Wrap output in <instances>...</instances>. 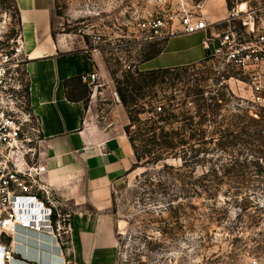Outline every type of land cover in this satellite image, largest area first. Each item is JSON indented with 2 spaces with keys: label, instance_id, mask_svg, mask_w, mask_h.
<instances>
[{
  "label": "rangeland",
  "instance_id": "rangeland-1",
  "mask_svg": "<svg viewBox=\"0 0 264 264\" xmlns=\"http://www.w3.org/2000/svg\"><path fill=\"white\" fill-rule=\"evenodd\" d=\"M205 1L161 0V12L176 10L181 2L203 9ZM241 1L251 6L264 4V0H226L228 9ZM54 4L55 35L75 48L90 46L100 33L105 39L130 42L135 36L133 8L157 6L150 0H54ZM19 31L15 0H0V54L10 51ZM149 47L128 43L102 52L104 65L96 85L101 98L107 103L121 102L117 81L138 69ZM124 64L131 68L125 69ZM218 70L211 59L177 68L162 82L159 78L143 89L137 105L131 107L125 131L135 139L139 156L127 181L113 192L110 211L121 224L117 264H264V187L261 176L251 175L256 170L253 163L264 159V104L254 103L248 86ZM201 88L216 110L203 125L198 113ZM158 106L179 115L178 120L161 121ZM137 110L144 111L138 114ZM182 116L194 119L192 129L186 130L223 132L224 137L219 132L207 144L210 151L199 156L202 161L195 173L198 177L216 170L213 198L196 197L191 191L186 198H176L182 160L172 156L161 160V139L158 145L151 140L152 133L145 134L150 129L181 130L185 128ZM168 201L172 212L166 209ZM0 264L19 263H7L0 256Z\"/></svg>",
  "mask_w": 264,
  "mask_h": 264
},
{
  "label": "crops",
  "instance_id": "crops-1",
  "mask_svg": "<svg viewBox=\"0 0 264 264\" xmlns=\"http://www.w3.org/2000/svg\"><path fill=\"white\" fill-rule=\"evenodd\" d=\"M27 54L26 73L32 109L43 121L47 172L44 180L71 212V234L62 250L41 234L19 230L12 242L19 264H117L121 224L111 213L114 188L127 181L135 161L125 127L130 118L117 100L107 103L101 92L82 81L102 76L101 54L75 48L55 35L54 0H15ZM209 21L227 14L226 0H206ZM205 32L178 33L162 51L138 65L141 71L184 67L206 61ZM98 79V80H99ZM264 187V173H263ZM15 241L19 243L16 246ZM26 246V247H25ZM31 249L35 252H28ZM45 253L49 262L38 256ZM36 253V254H34ZM26 261V262H25Z\"/></svg>",
  "mask_w": 264,
  "mask_h": 264
},
{
  "label": "built area",
  "instance_id": "built-area-1",
  "mask_svg": "<svg viewBox=\"0 0 264 264\" xmlns=\"http://www.w3.org/2000/svg\"><path fill=\"white\" fill-rule=\"evenodd\" d=\"M150 1L157 6L132 10L135 36L130 42L100 33L85 49L102 54L128 43L161 45L175 34L203 31V44L218 72L248 86L252 101L264 104V4L241 1L223 18L209 21L200 5L195 9L181 2L176 10L161 12V0ZM23 41L19 31L10 51L0 54V256L7 263L14 257L12 242L19 230L52 238L62 253L71 234L72 214L44 180L47 138L30 102ZM81 79L96 87L99 75Z\"/></svg>",
  "mask_w": 264,
  "mask_h": 264
},
{
  "label": "trees",
  "instance_id": "trees-1",
  "mask_svg": "<svg viewBox=\"0 0 264 264\" xmlns=\"http://www.w3.org/2000/svg\"><path fill=\"white\" fill-rule=\"evenodd\" d=\"M161 46V47H160ZM162 44H150L149 52L146 55V59L152 58L155 55L159 54L162 51ZM208 56L206 61L209 60ZM205 62V61H204ZM195 65V64H194ZM190 66V65H189ZM181 68H161V69H152L141 71L139 69L134 70L133 72L128 71L125 75V79L123 81H117V93L120 97L122 104L125 106L129 117L131 113V107L137 105V97L143 92V89L155 85L159 78H161V82L165 79L166 75L172 72L173 70ZM192 91V90H191ZM186 94V96H190V92ZM206 91L203 88L199 89L198 94L201 95L202 103L200 105L199 116H200V125H203L207 119L208 115H214V105L213 101L209 102L207 100L208 97L205 96ZM211 100L214 97H209ZM172 99V98H171ZM217 98H214V100ZM144 110H137V113L140 114ZM157 115L161 119V121H177L179 115L174 113L173 111H166V109L161 106V112H158ZM181 120L185 128L179 130H145V134L152 133L151 140H153L156 144H158L157 140L161 139V160L169 158L170 156L180 158L182 160L181 165L178 167V176L180 182V191L179 194L175 196L176 198L181 196L183 198L188 197V192L191 191L194 196H202L207 195L210 198L216 195V186L217 181L214 179L216 177L215 171L213 169H209L207 172L203 173L201 176L196 177V169L197 166L202 161L199 156L203 154L205 156L209 153L210 148L207 146L208 143L212 142L216 138V136H223L222 130H186L192 129L193 127V117L192 116H182ZM210 138V139H209ZM129 139L133 145L135 156H139L138 149L135 146V139L132 136H129ZM160 145V144H158ZM264 159L262 163L256 160L254 164L256 170H252L251 175L257 174L258 177H262L263 182V173H264ZM231 169V168H230ZM254 172V173H253ZM249 174V173H248ZM251 175L249 176L251 179ZM248 177V180H250ZM251 181V180H250ZM190 186L187 189V186ZM167 210L172 212V204L168 201Z\"/></svg>",
  "mask_w": 264,
  "mask_h": 264
},
{
  "label": "bare ground",
  "instance_id": "bare-ground-1",
  "mask_svg": "<svg viewBox=\"0 0 264 264\" xmlns=\"http://www.w3.org/2000/svg\"><path fill=\"white\" fill-rule=\"evenodd\" d=\"M15 244H16V246H19L20 244L19 243H17V241H15ZM26 247V246H25ZM28 252H35V251H33V250H31V249H29L28 250ZM34 254H36V253H34ZM38 254V256H40V257H36L35 255H32V254H30V253H27L26 254V256L27 257H30V258H38L39 260H41L42 262H49L50 260V257L48 256V254H45V253H37ZM26 262V261H25ZM10 263V262H9Z\"/></svg>",
  "mask_w": 264,
  "mask_h": 264
},
{
  "label": "water",
  "instance_id": "water-1",
  "mask_svg": "<svg viewBox=\"0 0 264 264\" xmlns=\"http://www.w3.org/2000/svg\"><path fill=\"white\" fill-rule=\"evenodd\" d=\"M207 53H208V55H210V51L209 50L207 51Z\"/></svg>",
  "mask_w": 264,
  "mask_h": 264
}]
</instances>
